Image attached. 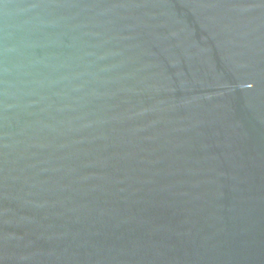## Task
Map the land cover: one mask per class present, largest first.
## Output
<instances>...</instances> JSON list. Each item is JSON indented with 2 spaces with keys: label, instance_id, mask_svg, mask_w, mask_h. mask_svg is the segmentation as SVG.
<instances>
[{
  "label": "water",
  "instance_id": "water-1",
  "mask_svg": "<svg viewBox=\"0 0 264 264\" xmlns=\"http://www.w3.org/2000/svg\"><path fill=\"white\" fill-rule=\"evenodd\" d=\"M0 264H264V0H0Z\"/></svg>",
  "mask_w": 264,
  "mask_h": 264
}]
</instances>
